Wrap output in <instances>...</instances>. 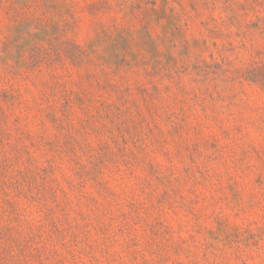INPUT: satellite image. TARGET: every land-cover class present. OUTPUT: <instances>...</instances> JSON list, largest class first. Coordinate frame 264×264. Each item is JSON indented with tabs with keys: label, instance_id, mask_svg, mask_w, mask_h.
Listing matches in <instances>:
<instances>
[{
	"label": "rangeland",
	"instance_id": "obj_1",
	"mask_svg": "<svg viewBox=\"0 0 264 264\" xmlns=\"http://www.w3.org/2000/svg\"><path fill=\"white\" fill-rule=\"evenodd\" d=\"M0 264H264V0H0Z\"/></svg>",
	"mask_w": 264,
	"mask_h": 264
}]
</instances>
